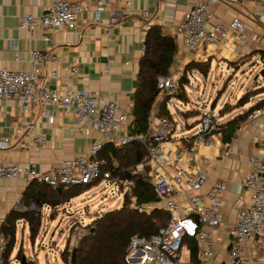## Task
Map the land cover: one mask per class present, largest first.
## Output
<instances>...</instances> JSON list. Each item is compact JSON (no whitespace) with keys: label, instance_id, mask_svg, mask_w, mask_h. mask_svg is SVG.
Instances as JSON below:
<instances>
[{"label":"crops","instance_id":"0c3cea01","mask_svg":"<svg viewBox=\"0 0 264 264\" xmlns=\"http://www.w3.org/2000/svg\"><path fill=\"white\" fill-rule=\"evenodd\" d=\"M52 1L0 0V69L30 71V52L42 50L54 56L46 63L40 76L45 85L61 91L92 92L101 99L116 101L132 117L146 34L150 26L159 25L177 42L178 52L170 74L175 73L179 79L192 61L210 63L208 74L199 70L188 73L189 77L202 73L206 80L212 73L215 78L227 75L228 79L241 80L247 71L257 72L254 85L248 86L245 80L240 92H246L237 98L241 99L253 90L249 94L250 99L231 112L220 115L219 125L261 101L260 108H264V0H128L109 3L99 18L96 17L93 0H71L76 5L88 7L78 13L75 30L38 29L30 33L19 28L21 16L42 15ZM199 4H207L214 13L211 26L220 22L227 24L233 17H240L245 26L242 38L229 30L226 37L220 36L214 43H205L196 51H188L183 45L179 25L186 12ZM144 11L149 16H142ZM107 29H112V38L108 36ZM46 36H49L48 40ZM190 84L191 79L186 87ZM175 99L180 97L171 98L168 105L174 124L173 139L180 141L187 153L194 154L191 164L183 165L190 170L207 172L208 181L202 188L203 192L209 191L218 181L227 183L223 195L225 223L209 228L215 239V259L212 263L220 264L228 253L230 226L235 222L237 211L240 206L251 202L253 190L245 187L244 176L253 169L249 162L251 156L264 157V113L254 120L246 118L231 142H224L222 134L215 132L217 145H194L193 139L198 133L185 135V131L202 122L205 112L201 110L199 115H192L190 112L198 107L180 110L175 106ZM174 107L175 112L172 110ZM180 122L183 123V131L179 133ZM38 136H44L45 141L39 143ZM0 138L9 144L8 148L0 149V165L18 164L21 169L33 167L48 172L69 158L87 153L91 145L101 139V135L93 124L79 122L71 110L55 104L45 108L35 104L23 110L14 97L0 100ZM172 149L173 145L169 144L170 154ZM227 149L231 152L229 156L224 155ZM27 185L23 176L0 179V235L6 214L11 208L21 206L19 201ZM177 199L182 201L184 198ZM62 252L59 251L61 261ZM246 252L248 256L262 253L256 242L249 244ZM53 260L58 261L56 255ZM187 260H191L190 252Z\"/></svg>","mask_w":264,"mask_h":264},{"label":"built area","instance_id":"2783aa9c","mask_svg":"<svg viewBox=\"0 0 264 264\" xmlns=\"http://www.w3.org/2000/svg\"><path fill=\"white\" fill-rule=\"evenodd\" d=\"M93 1L96 5L97 18L109 3L128 2V0ZM87 9L88 7L76 5L71 0H53L42 15L21 16L19 28L30 33L38 29L75 30L78 27V13ZM142 16L147 17L149 13L144 11ZM212 18L214 13L207 4L196 5L186 12L179 28L183 35V45L188 51H196L205 43H214L220 36L226 37L229 30L239 38L245 33L244 23L238 16L233 17L227 24L220 22L211 26ZM107 34L112 38V29H107ZM45 39L48 40L49 36ZM51 58H54L52 54L32 50L30 71L0 69V100L15 97L23 110L35 104L42 108L52 104L59 105L65 110H71L79 122L93 124L99 131L101 139L94 142L87 153L69 158L48 172H41L33 167L21 169L18 164L0 165V179L23 176L28 184L37 180L53 188L110 180L116 191L124 195L125 191L133 188V182L125 180L123 183L125 187L122 189L120 176L114 177L112 170L109 169L103 171L104 161L99 154L107 142L121 147L134 139H140L147 144L148 151L134 172L148 179L153 177L151 182L157 201L138 204L134 198L130 206L140 213L161 208L168 212L169 221L156 234L132 236L127 251L128 261L131 264H213L215 239L209 228H216L225 223L223 195L227 190V183L218 181L209 191L203 192L202 188L208 181L207 172L202 169L190 170L183 165L184 163L190 165L194 154L187 153L183 144L173 139L172 120L168 116H158L159 103L166 98H174L178 93L179 78L175 73L158 77V101L152 110L148 131L145 135L133 136L129 130L133 116L129 117L125 108L116 101L101 99L98 95L85 90L61 91L45 85L40 76ZM263 113L264 108H258L249 114L248 119L254 120ZM202 125L201 132L193 139L194 145H217L214 137L218 130L216 116L211 112L204 113ZM37 141L43 143L45 137L38 136ZM169 144L173 145L172 154L168 151ZM8 146L7 140L0 138V149H6ZM230 153L229 149L224 150L225 156H229ZM249 162L253 169L244 176V185L253 190V195L251 202L240 206L237 211L235 222L230 226L231 240L228 253L220 264H264L262 181L264 157L251 156ZM181 196L184 199L179 201L177 198ZM87 225H81L83 229L75 228L76 231L73 232L75 239L79 235L78 232L84 231V234L87 232ZM190 238L197 242L198 262L182 261L180 258L182 249L185 245L188 246L186 241ZM7 240L3 234L0 235V264H4L3 254L6 251ZM253 242L261 249V255L246 254L248 245Z\"/></svg>","mask_w":264,"mask_h":264},{"label":"trees","instance_id":"16d2710c","mask_svg":"<svg viewBox=\"0 0 264 264\" xmlns=\"http://www.w3.org/2000/svg\"><path fill=\"white\" fill-rule=\"evenodd\" d=\"M177 52L178 45L172 35L166 34L159 25H152L149 28L145 38L144 54L139 63L133 121L129 126L133 136L147 133L152 110L158 101V77L170 75V68ZM193 70L208 74L210 63L190 62L185 73L179 79V91H186V85L190 82L188 73ZM249 94L250 92H247L242 96L237 106L246 103L251 97ZM180 99L182 98L180 97ZM170 100L171 98H166L159 103V117L168 116L171 119V112L168 109ZM261 106L262 101L250 107L243 114L218 124L216 132L222 134L224 142H231L241 123L248 118L249 114ZM147 151V144L140 139H134L121 147L110 142L104 145L99 154V157L104 161L103 171L109 169L112 170L114 177L120 176L122 189L125 187L123 184L125 180L132 181L134 186L124 192L119 207L97 215L87 225V232L81 236L76 244V264H131L128 261L127 252L131 237L134 235L151 236L167 225L169 221L167 211L156 208L151 212L140 213L136 208L130 206L134 198L138 204L157 201L153 183L148 178L134 172L137 164L147 155ZM99 183L100 180L92 184L62 185L61 190L37 180L29 183L19 201L24 210L19 207L11 208L1 225V233L8 238L3 259L9 255L15 246L20 221H24L27 225L29 239L35 243L43 226L45 207L50 208V214L54 216L55 212L59 211L60 206H64ZM33 205L34 208H32ZM186 242L190 248L192 262H198L196 240L190 238ZM71 254L72 251L66 248L61 253L62 261L71 263ZM16 257L19 261L25 257L21 247H19Z\"/></svg>","mask_w":264,"mask_h":264},{"label":"rangeland","instance_id":"374dc122","mask_svg":"<svg viewBox=\"0 0 264 264\" xmlns=\"http://www.w3.org/2000/svg\"><path fill=\"white\" fill-rule=\"evenodd\" d=\"M254 73L255 71H247L246 76L241 80L228 79L227 75L226 77L215 78L214 73L206 80L202 73H194L190 77L191 84L186 87V91L180 90L176 94L183 100L175 99V106L183 111L198 107V109H193L190 112L192 115H199L201 110L205 113L211 112L216 116L219 124L220 115L226 112L229 113L234 107H237L240 100V98L237 99L238 96L246 92V90L240 92L243 82L247 80L248 86L252 87L254 85L257 72ZM252 92L254 91L250 90V93ZM172 110L175 112V107ZM175 117L177 118L176 115ZM202 126V122L199 121L196 126L187 128L185 135L199 133ZM182 128L183 123L180 122L177 132H182ZM149 180L153 181V177H149ZM115 188L110 180L96 184L69 203L60 206L59 211L55 212L54 216L50 214V208L45 207L43 226L35 243L29 239L27 225L24 221H20L15 246L9 255L4 257L5 264H22L23 259L19 261L16 257L19 247L25 254L23 258H26V264H72L65 261L63 263L60 260L59 251H64L66 248L72 251L76 247L75 244L79 240V236L84 234V231L78 232L79 235L76 239L73 232L83 229L81 225L89 224L97 215L121 205L123 195L117 192ZM34 207L33 205L32 208ZM19 208L24 210L22 206H19ZM75 228L77 229L75 230ZM188 254V247L185 245L181 253V260L187 261ZM55 255L58 258L57 262L53 260Z\"/></svg>","mask_w":264,"mask_h":264},{"label":"water","instance_id":"95a60500","mask_svg":"<svg viewBox=\"0 0 264 264\" xmlns=\"http://www.w3.org/2000/svg\"><path fill=\"white\" fill-rule=\"evenodd\" d=\"M262 74H264V71L262 72ZM59 190H61V188H59ZM76 255H77V248L74 247L72 250V254H71V263L72 264H76L77 259H76ZM22 264H26V258H23V262H21Z\"/></svg>","mask_w":264,"mask_h":264}]
</instances>
